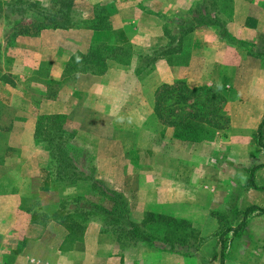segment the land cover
I'll return each mask as SVG.
<instances>
[{
    "label": "crops",
    "instance_id": "obj_1",
    "mask_svg": "<svg viewBox=\"0 0 264 264\" xmlns=\"http://www.w3.org/2000/svg\"><path fill=\"white\" fill-rule=\"evenodd\" d=\"M35 1L49 5L52 0ZM74 1L78 4L74 9L80 5L82 9L77 17L79 25L73 28L57 25L34 31L27 27L20 32L6 26L5 18L0 19V211L14 212L24 219L27 215L19 213V203L27 195L41 197L36 211L46 206L44 197L53 196L50 154L45 143L37 139L43 111L33 95L42 86L41 98H47L42 96L47 87L35 80L43 61L55 57L54 64L61 68L67 66L68 59L81 64L79 61L93 46L121 52L126 49L131 54L116 65V71L126 75L123 86L127 87L117 89L107 80L98 84L99 78L108 75L111 61H106L107 69L100 77L75 70L66 96L60 94V77L54 82L59 87L57 102H52L56 115H78L79 108H85L111 121L116 116L124 124L121 127L133 130L139 142L131 152L154 159L153 171L144 174L153 181L152 188H140L139 193L151 195L148 203L186 205L192 212L190 219H202L203 230L212 235L203 242L205 249H211L188 251L185 256L150 246L117 249L114 241L106 243L109 232L96 221L85 226L81 240L67 241L62 225L31 223L25 218L22 232L14 229L9 237L0 235V244L17 247L23 243L13 264H109L113 259L119 264H264V212L254 211L244 218L249 208L264 209V68L257 67L258 60L250 59L242 49V43L251 40L250 35L264 34V28L239 23L240 19H264V0H228L232 22L225 29L235 40L232 44L221 38L217 26H189L195 24L189 19L194 17L196 0ZM104 3L114 21L104 28L82 27L80 22L94 17L93 9ZM180 17L185 18L186 27L176 33L178 40L168 39L174 32L164 30L157 21ZM59 52L68 54V59L53 54ZM136 67L140 68L135 73ZM84 79L89 81L85 88L81 86ZM177 82H184L189 89L206 86L222 88L226 93L229 90L233 97H226L221 113L228 119L227 128L203 133L193 141L175 138L170 127L158 122L154 103L161 86ZM131 90L137 93L133 102ZM79 94L84 102L71 103ZM85 124L80 122L78 130L82 131ZM109 128L114 134L113 126ZM88 131L91 134L93 129ZM88 131L85 134L89 135ZM217 213L225 226L236 229L243 223L242 228L217 237L218 223L213 216ZM11 219L14 226L17 219ZM142 248L149 254L144 255Z\"/></svg>",
    "mask_w": 264,
    "mask_h": 264
},
{
    "label": "rangeland",
    "instance_id": "obj_2",
    "mask_svg": "<svg viewBox=\"0 0 264 264\" xmlns=\"http://www.w3.org/2000/svg\"><path fill=\"white\" fill-rule=\"evenodd\" d=\"M0 1L8 7L6 9L8 12V15H6L7 18L5 19L7 21L6 26L9 28H17L20 32H24L27 27L36 31L41 27H54L61 25V27L73 28V25H79L77 17L78 12H80L79 10L82 8L80 5V7L74 9L75 5H78L74 0H52L49 5L35 0ZM230 5L231 4L228 3V0H219V2L218 0H196L192 9L194 17L189 19V21L191 20V23L196 20L202 21L201 24L197 25L198 27L208 26L209 24L216 25L219 29L221 38L227 43L232 44L235 40L227 34L225 29L232 22V19L229 18ZM107 9L108 7L105 3L94 8V17L91 16L89 17V20H83V22H80V25L89 28H104L107 25H110L111 20L114 21V19L109 17ZM114 11L117 13L119 12V9L115 8ZM48 16L53 17L49 18ZM52 21H54V25L51 23ZM157 22L161 24V27H163L164 30L174 32L173 36H168V39L175 38L173 41H176L179 38L176 33L178 34L180 29L186 27V20L182 17L160 18V21ZM239 23H247V25H250L249 28H264V19H240ZM187 24L189 25V23ZM189 26H195V24ZM250 36L251 40L242 43V49L246 50L250 59L254 57V59L256 58L258 61L262 60L263 63L260 64L257 61L256 64H258L257 67L264 68V51L261 50V48H264V34L253 33ZM93 51V56L90 58V60H92V65L90 67L85 64L86 61L83 59L79 61L82 63L78 64L76 60L72 59L70 61L68 59V54L62 55V53L59 52L53 54L56 56L59 55L63 59H68L67 66L60 68L54 64L53 60H56L55 57H47L43 61L42 66L35 72V80L39 81L44 87H47V93L42 95L43 97H47L45 100L41 98L42 90H44L42 86H40L39 89H35L33 94L38 108H42L41 111H43V113L39 115L40 126L37 139L42 142L43 140L48 142H51L52 140L55 147L58 145L62 149L60 163L63 164L62 162H64L65 166L60 170V179L54 181V183L52 182V187L54 189L52 191L53 196H51V198H43L44 202L48 201L45 203L46 206H44L43 209L38 211L35 210L34 207H36L37 203L42 202V200L41 197L30 194L19 203V206L22 207L19 213L27 215V217L23 215L24 219L15 215L14 212L0 211V235L9 237L14 229L22 232L24 230L22 223H26L27 218L31 223H42L43 221L60 225L64 221L61 215L63 214V217H66L67 215H75L74 206L75 204H79L80 206H83L81 207L82 210H86V214L82 216L76 215L73 216V218L68 219L67 222H76L79 229L67 235V241L78 242L81 240L85 226L89 221H96L109 232L105 236L106 243L114 241L115 243L113 244L117 249H122V247H128L130 249L138 246H150L155 250L176 252L178 255L183 256H185L188 251H210L211 248L205 249V244L203 243L205 240L209 239L210 236L206 229L203 230L202 226L204 225V222L202 219H196L195 221L191 220L190 217L192 212L191 210H186V205L184 206L183 204L180 206L178 203H175L174 205L161 206L159 203H148L146 200L150 199L151 195L139 193L140 188L142 191L152 188L153 181L151 179H146L145 175H149L150 170L153 171L154 159L152 155L131 152L136 149V144L139 142V138L133 130H127L124 127H121L120 125L124 124L115 119L116 116H113L114 120L111 121V119L91 114V111L85 108L82 110L79 108L80 113L78 115H56V108L52 102H57L56 90L59 87L57 83L54 82L60 77V82L62 84V86H60V94L66 96L69 94L73 85L75 70H81L83 73H91L100 77L103 75L101 73L103 67L105 70L107 69L105 65L106 61H111L108 75L103 79L99 78V81H97L98 84L101 85L103 81L107 80V82L113 83V86L117 89L127 87L123 86L126 75L116 71V65L124 63L131 54V51L126 49L122 52L109 50L108 48L100 47L99 45L93 46ZM99 60L104 61L103 67L101 64H97L100 62ZM69 67H73V69L71 70ZM88 68H90L89 71ZM139 68L140 67L135 68V73ZM130 80L132 85V78ZM88 85V80L84 79L81 82L83 88ZM118 91L117 94H120L121 92ZM130 93H132L130 97L133 102L137 93L134 90H131ZM219 94L223 98H226L227 96L233 97V95L229 93V90L226 93L222 88H219ZM131 98H129L130 100L127 99V101L131 102ZM197 98L199 99V97ZM192 101L193 98L190 102ZM72 102H77L81 105L84 100L79 94L75 100H71V103ZM174 102L175 100L172 98L167 99L163 104L165 105L164 107H169L173 106L172 104ZM116 103L117 102H115V104ZM73 106L74 104L71 107L73 108ZM176 106L177 105L172 108H175ZM80 122L86 123L85 126H83L82 131L78 130L80 129ZM158 122L162 124L159 120ZM109 125L113 126L114 130L112 132H114V134L111 133ZM90 128L93 129L91 134L88 131ZM85 130L88 131L89 135L85 134ZM58 138L62 139L58 140ZM260 140L259 142H261ZM48 142L43 143H46L49 146L50 143ZM121 142H124L123 146L121 145ZM50 145L53 146L52 144ZM125 150H127V152L122 154ZM143 158L146 161H143ZM140 182L143 183V186H140ZM114 196L118 199L117 201L113 200ZM113 202L119 203H115L117 205L115 206ZM91 206L100 207L102 211L108 212L109 214L113 212L115 218H112L111 215L104 216L102 213H95L96 211L87 209ZM60 207H63L64 211L60 209ZM84 207L86 208L84 209ZM27 209L30 211H26ZM31 209L34 211L32 212ZM148 212L161 214L165 218L172 217L177 220H187L188 222L193 221L194 224L192 225L198 230L199 236L196 238H192L191 236L186 241L187 243L175 244L172 250H168L169 244L162 242L164 239H168V241L173 240V237L167 234L165 235V229H162L163 227L160 222H158L159 227L150 225L152 229L150 227L145 228V226L141 227L145 215ZM219 215V213L213 214V216H215L214 220L218 223L217 237L225 227V220L220 218ZM12 217H14V220L17 219V223H15L14 226L11 225L13 222L11 219ZM134 226L137 227L138 231L137 237L135 238L132 237L133 233L131 232L133 231ZM210 227L206 226L205 228L211 230L212 228ZM148 236L156 238L158 241L154 243ZM152 243L154 245H152ZM80 245L81 244L79 243V246ZM21 247H23V243L17 245V247L11 246V244L8 243H1L0 259H2V264H13L15 256L17 255V252L20 251ZM145 249L147 248H144V250L142 248L140 250L145 252L144 255L149 254V250ZM148 259L149 256L147 255L146 260ZM109 261H111L109 264H119L117 259Z\"/></svg>",
    "mask_w": 264,
    "mask_h": 264
},
{
    "label": "trees",
    "instance_id": "obj_3",
    "mask_svg": "<svg viewBox=\"0 0 264 264\" xmlns=\"http://www.w3.org/2000/svg\"><path fill=\"white\" fill-rule=\"evenodd\" d=\"M7 5L3 4L0 1V19L7 18L6 15H8V12L6 11ZM202 21L196 20L195 26L198 24H201ZM208 26H216L213 24H209ZM93 49L89 52V55L87 57H82L83 60L86 61L87 66H91L92 60L90 58L93 56ZM97 64H101L102 67L104 65V61L99 60ZM100 65V66H101ZM71 70L73 67H69ZM87 69V68H86ZM90 68H88V71ZM104 67L101 73L104 72ZM200 94V95H199ZM199 97V99L197 98ZM174 99L175 102L172 104L173 106L177 105L175 108H172L173 106L164 107L163 104L167 99ZM193 98V101L190 102V100ZM226 98H223L219 94V88H211V87H197L193 89H189L184 82H177L173 85H165L161 86L155 96V103H154V112L158 118V120L165 126L170 127L174 133V137L177 139H182L185 141H193L196 140V138L203 134L208 133L209 131L214 130H224L227 128L228 125V119L221 115L223 107L225 105ZM181 105V106H179ZM179 112V113H178ZM40 126V121L38 122ZM39 134V128L37 131V136ZM258 136H260V130L258 131ZM62 137V136H61ZM63 138V137H62ZM62 138H58V140H61ZM43 142H48L43 140ZM52 144L51 146L49 144L45 143V146L47 147V150L50 154V168L49 172L51 174L52 182L59 180L61 172L60 170L62 167L65 166V163H60L61 155H62V149L56 145H54L53 141L48 142ZM260 143V142H259ZM114 201H117L118 199L114 196ZM115 203L119 202H113L115 206H117ZM66 204V203H64ZM63 204V205H64ZM79 204L74 206V213L75 215H67L66 217L62 216V219L64 220L62 225L66 231V237L73 231H76L79 229V226L76 224V222L71 221L67 222L69 218H73V216L76 215H84L86 214V210H82ZM86 207H84L85 209ZM60 209H63V207H60ZM87 209H91L93 211H96L95 213H102V215L107 216L111 215L112 218H115L113 212L109 214L108 212L102 211L100 207H90ZM258 211V212H264V209L261 208H249L244 213V218H246L248 215H250L252 212ZM94 218V217H92ZM96 219V218H95ZM66 221V222H65ZM158 222L162 224V229H165V235H170L173 237V240L164 239L162 243L169 244L168 250H172V248L175 246V244H185L188 238L192 236V238H196L199 236L198 230H196L191 222H188L187 220H177L172 217L165 218L161 214L157 213H150L148 212L145 215V219L143 221V224L141 227L147 228L150 227V225L158 226ZM225 226V225H224ZM243 226V223H241L236 229H232L227 227V225L224 227V229L221 232V235L224 236L229 231L234 232V234L239 231ZM151 228V227H150ZM152 229V228H151ZM132 237H137V227L134 226ZM152 242L158 241L156 238H152L148 236ZM68 238V237H67ZM152 245H154L152 243ZM221 248L222 251H224V242L221 241ZM223 252L221 254V260L223 257Z\"/></svg>",
    "mask_w": 264,
    "mask_h": 264
}]
</instances>
